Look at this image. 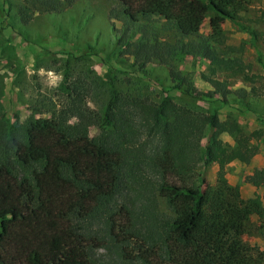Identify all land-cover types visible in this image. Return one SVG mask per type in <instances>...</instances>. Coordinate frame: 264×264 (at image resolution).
I'll use <instances>...</instances> for the list:
<instances>
[{"label":"trees","instance_id":"trees-1","mask_svg":"<svg viewBox=\"0 0 264 264\" xmlns=\"http://www.w3.org/2000/svg\"><path fill=\"white\" fill-rule=\"evenodd\" d=\"M53 1L40 4L58 10L73 0ZM111 1L114 43L123 50L129 46L135 70L145 73L149 63L164 66L172 89L195 96L192 79L176 66L191 56L208 61L207 73L200 72L212 87L206 97L227 104L228 95L246 96L243 89L229 90L224 76L242 73L243 62L214 42L224 22L236 20L251 0ZM18 15L29 21L25 9ZM207 16L209 36L204 37L200 28ZM158 33L172 34L173 42L160 40ZM88 103L76 91L58 114L16 124L4 134L0 264L264 262V250L244 239L251 218L264 213V171L249 176L263 189L262 196L250 198L224 178L209 183L194 172L203 159L221 167L234 159L249 162L248 148H228L220 139H210L203 154L208 129L224 130L215 112L204 114L167 96L153 101L114 86L102 114ZM71 117L75 122L65 124ZM90 123L99 127L94 137L86 130ZM15 165L27 167V175L19 177ZM159 200L166 213L159 211Z\"/></svg>","mask_w":264,"mask_h":264},{"label":"rangeland","instance_id":"rangeland-1","mask_svg":"<svg viewBox=\"0 0 264 264\" xmlns=\"http://www.w3.org/2000/svg\"><path fill=\"white\" fill-rule=\"evenodd\" d=\"M40 1L45 0H0V148L5 146L4 134L16 124L58 114L76 91L87 98L91 109L102 114L114 86L118 91L141 94L153 101L167 96L192 110L215 112L224 130H206L201 140L203 154L210 139H220L228 148H248L249 162L234 159L221 167L203 159L194 172L209 183L224 178L243 198L262 196L263 189L248 178L257 170L264 171V17H260L264 15V0H251L238 10L236 20L227 19L220 39L214 42L223 54L244 64L242 73L224 76L229 90L243 89L246 96L228 95L227 104L204 95L212 88L200 79V72L207 73L208 61L191 56L176 61L177 68L192 79L195 96L172 89L164 66L149 63L145 73L135 70L126 51L129 46L123 50L114 43L108 18L114 1L73 0L58 10L44 7ZM20 8L30 17L27 23L19 19ZM158 21L154 18L151 22ZM208 21L209 16L200 28L201 36H209ZM115 25L119 27L120 23ZM157 37L174 40L172 34L158 33ZM74 122L71 117L64 123ZM86 130L89 137H94L99 127L90 123ZM13 169L19 177L28 173L27 167L15 165ZM159 211L167 212L162 200ZM244 239L264 250V213L261 218H251Z\"/></svg>","mask_w":264,"mask_h":264}]
</instances>
